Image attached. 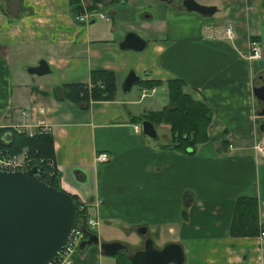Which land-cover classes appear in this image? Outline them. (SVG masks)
I'll list each match as a JSON object with an SVG mask.
<instances>
[{"label":"crops","instance_id":"1","mask_svg":"<svg viewBox=\"0 0 264 264\" xmlns=\"http://www.w3.org/2000/svg\"><path fill=\"white\" fill-rule=\"evenodd\" d=\"M69 1L0 0L4 140L12 129L29 134L41 127L53 135L59 185L92 203L99 240L122 242L108 235L126 230L142 242L136 229L144 226L158 242L180 243L184 264H264L258 234H230L239 197L257 199L264 225V155L248 147L259 121L254 109L260 106L251 80L258 74L264 78V0H200L218 6L210 16L178 8V2L107 0L102 8L110 18L87 22L73 17ZM228 23L235 31L232 39L223 34ZM130 30L146 40L144 48L119 47ZM249 37L262 41L260 59L248 57ZM40 58L49 71L29 73L27 67ZM97 69L113 73V99L84 102L68 96L65 84L89 88ZM129 69L142 82L161 83L141 94L147 86L138 80L123 91ZM173 77L182 78L184 90L212 110L208 138L193 154L164 145L162 135H143L131 119L167 104V79ZM160 126L168 127L160 123L156 129ZM23 150L15 154L21 157ZM100 151L109 152L110 159L97 161ZM116 255L93 244L73 252L69 264H118Z\"/></svg>","mask_w":264,"mask_h":264},{"label":"water","instance_id":"2","mask_svg":"<svg viewBox=\"0 0 264 264\" xmlns=\"http://www.w3.org/2000/svg\"><path fill=\"white\" fill-rule=\"evenodd\" d=\"M178 2V8L196 11L203 16L214 14L218 6L199 0H164ZM95 18H92L93 21ZM120 48L140 50L146 40L135 31H127L118 42ZM29 73H44L49 66L44 58L27 67ZM139 80V75L129 69L121 88L128 91ZM252 93L264 102V78L258 74L251 80ZM66 92L67 88H65ZM258 128L264 130V104L257 108ZM143 135L158 139L155 124L147 119L140 120ZM9 132L4 133L9 140ZM43 167L33 164L26 169L0 168V264H47L54 260L66 243L78 218V209L68 192L55 188L40 176ZM187 203V202H186ZM188 204V203H187ZM186 204V205H187ZM187 207V206H186ZM185 207V208H186ZM84 238L77 250L98 244L107 255L125 253L129 264H184L185 254L178 242H166L156 246L147 228L140 226L137 233L143 237L142 245L129 250L126 243L99 240L98 235L80 224Z\"/></svg>","mask_w":264,"mask_h":264},{"label":"trees","instance_id":"3","mask_svg":"<svg viewBox=\"0 0 264 264\" xmlns=\"http://www.w3.org/2000/svg\"><path fill=\"white\" fill-rule=\"evenodd\" d=\"M72 12L82 10L79 0H70ZM140 82L141 79L139 80ZM92 84L88 88L82 82L65 84L68 96L89 102L90 99H113L115 96V82L113 73L107 69H97L91 71ZM145 86H153L161 83L158 79L143 81ZM185 81L180 77L167 79L168 101L161 109L147 110L139 115H132L131 119L140 122L141 119L151 120L155 126L160 123L168 125L171 138L164 142V145L172 146L181 152L193 154L198 143L207 140V126L211 120L212 110L210 106L191 96L184 90ZM2 140L0 146L6 148L10 153H20L26 147L27 156L30 158V165L39 164L43 167L40 178L49 185L62 189L59 185L60 171L53 165L52 168L46 160L54 157L53 135L48 131L33 132L28 134L25 131L12 129L9 140H4L3 129H0ZM2 141V142H1ZM227 146V143H221ZM42 159L41 161H39ZM47 160V161H48ZM66 192V191H65ZM75 201L77 207L79 199L76 195L68 193ZM257 199L253 197H239L236 200L233 211L230 234L233 237L256 236L260 230ZM118 264H129L127 257L123 253L116 255Z\"/></svg>","mask_w":264,"mask_h":264},{"label":"built area","instance_id":"4","mask_svg":"<svg viewBox=\"0 0 264 264\" xmlns=\"http://www.w3.org/2000/svg\"><path fill=\"white\" fill-rule=\"evenodd\" d=\"M107 2L105 0H96L87 5L82 4L83 9L79 11L73 12V17L78 21L87 22L92 18L96 17H105L109 19L110 15L107 11L103 10V4ZM223 34L232 39L235 37V31L233 25L228 23L223 28ZM248 57L251 59H259L263 56V45L262 41L256 37H249L248 39ZM142 87V93H146V91L153 87L150 86ZM251 87V85H250ZM256 113V112H255ZM255 117H258V114H255ZM41 122H44L41 120ZM135 128L137 130L140 129L139 124H136ZM22 130V129H19ZM36 132L45 131L43 128H38L35 130ZM35 131H30L29 134H32ZM231 147L232 144H229ZM253 147L256 152H261L264 154V130L262 131V136L257 142H254ZM260 153V154H261ZM111 157L110 153L107 151H100L96 154V160L99 162H104L109 160ZM40 159L39 161H41ZM48 160V159H47ZM46 160V163L52 168L54 165L53 159ZM29 158H27L26 153L20 157L18 154L10 153L6 148L0 146V168L1 169H24L30 166ZM80 224H84L87 229L93 231L99 224L96 209L93 208L92 203H89L85 200L79 201L78 205V218L75 227L72 229L70 236L68 237L66 243L62 247L61 251L58 253L56 258L50 261L47 264H69L70 256L73 252L77 251V247L81 240L84 238V233L80 229ZM259 238L264 242V225L260 226L259 230Z\"/></svg>","mask_w":264,"mask_h":264},{"label":"rangeland","instance_id":"5","mask_svg":"<svg viewBox=\"0 0 264 264\" xmlns=\"http://www.w3.org/2000/svg\"><path fill=\"white\" fill-rule=\"evenodd\" d=\"M107 1V0H106ZM200 1V0H199ZM108 2V1H107ZM110 5H111V3H110ZM97 18V17H96ZM260 59V58H259ZM259 63H260V60L258 61ZM139 93V92H138ZM147 98H144V101L146 100ZM262 104V101H260L259 100V105H261ZM254 110H256V109H254ZM258 123V122H257ZM256 125H258V124H256ZM256 125H255V127L253 128L254 129V131L256 132L255 133V135H254V133L252 134V138L251 139H254V142H257V140L258 139H260L261 138V136H262V132L259 130V128H257L256 127ZM159 129H157V132H158V134H159V136L160 135H162V136H164V138L165 139H167V140H169L170 138H171V133H170V131H169V129H168V127H163V126H160V127H158ZM161 139H164L163 137H160ZM151 139H154V138H151ZM164 139V140H165ZM166 140V141H167ZM254 142L251 144L250 143V145H248V147H252L251 149L252 150H255L254 149V147H253V144H254ZM249 144V143H248ZM23 150V149H22ZM23 151H26V150H23ZM26 153V156H27V152H25ZM261 153V152H260ZM262 154V153H261ZM264 155V154H263ZM27 158H29L28 156H27ZM29 160H30V158H29ZM115 226H117L118 228H120V226L118 225V223L115 225ZM124 231H126V230H123V232H119V233H111L110 235H108V237H113V238H110V239H114V238H117V239H119L120 241H122V242H124V243H126V245L128 246V249L130 248H132V249H135V248H137V247H140L141 245H142V242H141V238L140 237H138L135 233H133L134 234V237L133 236H128V234H126V233H124ZM153 239H154V243H155V245L156 246H162L163 244H164V241H162V242H158V238H156L155 236H153Z\"/></svg>","mask_w":264,"mask_h":264},{"label":"flooded vegetation","instance_id":"6","mask_svg":"<svg viewBox=\"0 0 264 264\" xmlns=\"http://www.w3.org/2000/svg\"><path fill=\"white\" fill-rule=\"evenodd\" d=\"M179 4V3H178ZM262 104H264V102H262Z\"/></svg>","mask_w":264,"mask_h":264}]
</instances>
